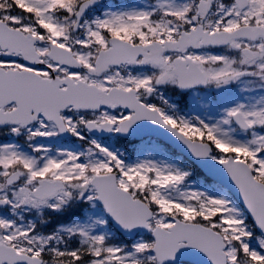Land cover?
Here are the masks:
<instances>
[{"label": "snow or ice", "instance_id": "1", "mask_svg": "<svg viewBox=\"0 0 264 264\" xmlns=\"http://www.w3.org/2000/svg\"><path fill=\"white\" fill-rule=\"evenodd\" d=\"M0 264H264V0H0Z\"/></svg>", "mask_w": 264, "mask_h": 264}]
</instances>
